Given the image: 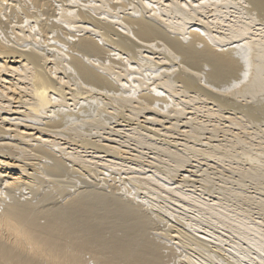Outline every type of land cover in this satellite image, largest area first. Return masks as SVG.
<instances>
[{
    "label": "bare ground",
    "instance_id": "obj_1",
    "mask_svg": "<svg viewBox=\"0 0 264 264\" xmlns=\"http://www.w3.org/2000/svg\"><path fill=\"white\" fill-rule=\"evenodd\" d=\"M0 264H264V0H0Z\"/></svg>",
    "mask_w": 264,
    "mask_h": 264
},
{
    "label": "rangeland",
    "instance_id": "obj_2",
    "mask_svg": "<svg viewBox=\"0 0 264 264\" xmlns=\"http://www.w3.org/2000/svg\"><path fill=\"white\" fill-rule=\"evenodd\" d=\"M224 238H225V237H224ZM227 238H228V237H226L225 239H227ZM231 238H233V239H232L233 241H234V240H235V241H239V240H236L237 238L235 239V237H231ZM229 240H231V239L229 238L228 241H229ZM213 242H214V240H213ZM224 243H225V242H224ZM231 243H232V242H230L229 244H228V243H227V244H224V245H223V248H225V249H226V248H227V249H230V246H231L230 244H231ZM232 244H233V243H232ZM210 245L212 246V245H215V244L210 243ZM243 245L246 247V244H243ZM236 247H237V245H236ZM231 248H232V247H231Z\"/></svg>",
    "mask_w": 264,
    "mask_h": 264
}]
</instances>
